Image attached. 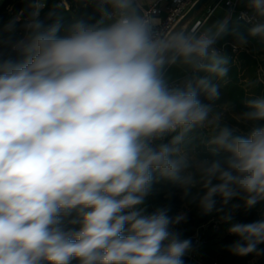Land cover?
Listing matches in <instances>:
<instances>
[{
  "label": "clouds",
  "instance_id": "obj_1",
  "mask_svg": "<svg viewBox=\"0 0 264 264\" xmlns=\"http://www.w3.org/2000/svg\"><path fill=\"white\" fill-rule=\"evenodd\" d=\"M163 2L25 0L0 24V264H184L187 212L148 209L161 181L218 215L229 253L264 256V219H234L264 203V96L222 100L217 47L264 42V0H243L246 31Z\"/></svg>",
  "mask_w": 264,
  "mask_h": 264
},
{
  "label": "rangeland",
  "instance_id": "obj_2",
  "mask_svg": "<svg viewBox=\"0 0 264 264\" xmlns=\"http://www.w3.org/2000/svg\"><path fill=\"white\" fill-rule=\"evenodd\" d=\"M14 1L12 6L7 7V12L12 17L20 12L16 6L18 4H25V0ZM2 3L3 0H0V6ZM204 9L205 7L192 20L199 19L205 13H203ZM233 27L240 31H246L248 26L232 19L230 28ZM222 42V45H226L224 52L230 55L232 61L229 83L222 86V100L237 102L236 110L243 111L244 105L242 101L244 99L250 95L264 96V83H260L261 77H264V42L255 40L249 48L238 52H233L232 50V37L230 35L225 36ZM12 55L15 57L16 54L13 53ZM254 81L255 83H253ZM180 195L181 190L178 187L161 181L154 184L149 200L154 207L167 206L170 211L181 208L185 210L187 208L190 209L191 211L188 212V220L191 224L188 231L190 234L196 232L197 227L211 219L219 220L218 215L215 213L201 216L198 208L195 205H186L185 201L180 198ZM234 219L241 223H251L264 219V203L257 205L251 210H245L241 207L234 213ZM221 225L226 226L223 223ZM201 233L203 237L201 252L205 253L207 260L211 262L219 261V264H264V256L256 257L248 255L239 257L229 253L226 246L231 244L236 237L227 236L224 228H221L219 234L211 233L210 229ZM261 247H264V245H261Z\"/></svg>",
  "mask_w": 264,
  "mask_h": 264
},
{
  "label": "built area",
  "instance_id": "obj_3",
  "mask_svg": "<svg viewBox=\"0 0 264 264\" xmlns=\"http://www.w3.org/2000/svg\"><path fill=\"white\" fill-rule=\"evenodd\" d=\"M200 0H185L183 3V6H178L174 0H164L163 7L164 11L162 12V15L168 19L172 20L175 18L177 22H186L185 18L189 14V12L194 8V6L199 2ZM205 13L199 18L201 19L204 17L209 11L215 10V13L219 9H223L228 11H231L232 13V19H235L243 24H245L244 21L239 19V15L241 12L246 11V8L244 6L243 0H212L209 5L206 7ZM215 15V14H214ZM213 15V16H214ZM212 16V17H213ZM247 25V24H245ZM217 47L220 48L223 52L225 51L226 45H218ZM220 224L216 222L215 219H211L208 222L204 223L201 227V231L199 233H196L192 238L193 243V252L187 255L190 261H192L194 264H219L218 261H214L212 263H207L201 256V247L203 243V237L202 233L203 231H206L208 229L218 227ZM225 233L227 236H231L227 233V226H225Z\"/></svg>",
  "mask_w": 264,
  "mask_h": 264
},
{
  "label": "crops",
  "instance_id": "obj_4",
  "mask_svg": "<svg viewBox=\"0 0 264 264\" xmlns=\"http://www.w3.org/2000/svg\"><path fill=\"white\" fill-rule=\"evenodd\" d=\"M206 11V8L203 10V13ZM227 13V11L226 10H223V9H219V10H217L216 11V13H215V15L211 18V20H210V22H212V21H215V20H217V19H220V18H223L224 17V15ZM196 17V16H195ZM194 17V18H195ZM194 18H192V19H194ZM232 18V17H231ZM192 19H190V20H187L185 23H188L189 21H191ZM232 20V19H231ZM222 40L221 41H219L218 42V45H222ZM147 205H148V209H149V211H151V210H153L155 207H154V205H152L151 204V202H150V200H149V198H148V200H147ZM184 208H181V209H176V210H174V211H170L169 210V214L170 215H175L176 213H178V212H181V211H185V212H187V214H188V212H190L191 210L190 209H184ZM189 217V216H188ZM216 222L218 223V224H220V226H218V227H214V228H211L210 229V231H211V233H214V234H219V232L221 231V228H224L225 229V227L224 226H222L221 225V222L219 221V220H216ZM192 223V222H191ZM203 225V224H202ZM202 225H200L199 227H197L196 228V232H194V233H188V231H189V229H190V227H191V224H190V222H189V220L187 219V222L185 223V224H183V225H180L179 226V228H180V230L183 232V236H184V238H192L193 236H194V234L195 233H199L200 231H201V227H202ZM222 226V227H221ZM227 226V225H226ZM223 232V231H222ZM202 246H203V243H202ZM201 249H202V247H201ZM201 256H202V258L207 262V263H212L211 261H209V260H207V257H206V255H205V253H202L201 252ZM184 259V264H194L192 261H190L189 260V258L187 257V255L183 258ZM219 262V261H218Z\"/></svg>",
  "mask_w": 264,
  "mask_h": 264
},
{
  "label": "trees",
  "instance_id": "obj_5",
  "mask_svg": "<svg viewBox=\"0 0 264 264\" xmlns=\"http://www.w3.org/2000/svg\"><path fill=\"white\" fill-rule=\"evenodd\" d=\"M14 0H3V3L0 6V24L5 23L6 21H8L10 18H12L11 14L9 12H7V7L12 6L14 4ZM25 4H18L17 10L20 11L21 9L25 8ZM46 15V11L45 12H41V19L43 20L45 18ZM71 17L66 16L63 23L65 25H67L68 23L71 22Z\"/></svg>",
  "mask_w": 264,
  "mask_h": 264
},
{
  "label": "water",
  "instance_id": "obj_6",
  "mask_svg": "<svg viewBox=\"0 0 264 264\" xmlns=\"http://www.w3.org/2000/svg\"><path fill=\"white\" fill-rule=\"evenodd\" d=\"M212 0H200L195 6L194 8L189 12V14L186 16L185 20H190L192 18H194L199 11H201L204 7H206L207 5H209L211 3Z\"/></svg>",
  "mask_w": 264,
  "mask_h": 264
}]
</instances>
